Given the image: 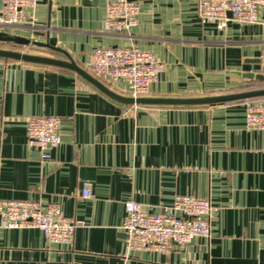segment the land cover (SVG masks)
Masks as SVG:
<instances>
[{"label":"crops","instance_id":"obj_1","mask_svg":"<svg viewBox=\"0 0 264 264\" xmlns=\"http://www.w3.org/2000/svg\"><path fill=\"white\" fill-rule=\"evenodd\" d=\"M136 1L137 23L124 33L104 29L108 0H39L27 10L25 25L0 23V31L50 44L92 76L86 63L95 49L140 47L163 65L148 98L264 89V82H231L232 73L264 75V5L258 22L245 24L230 15L201 19L199 0ZM1 8L0 0V18ZM0 48L66 59L49 48ZM100 82L130 97L124 83ZM34 116L60 119L62 144L49 161L29 145L27 125ZM85 183L93 198L83 197ZM177 196L208 199L218 208L211 237L165 254L128 252L126 203L159 213ZM4 200L59 204L78 228L68 247L48 242L38 229L0 227V264H264V130L247 127L245 101L125 105L75 72L0 59Z\"/></svg>","mask_w":264,"mask_h":264},{"label":"built area","instance_id":"obj_2","mask_svg":"<svg viewBox=\"0 0 264 264\" xmlns=\"http://www.w3.org/2000/svg\"><path fill=\"white\" fill-rule=\"evenodd\" d=\"M39 0H1L0 23L22 26L27 23L26 12ZM264 0H199L201 19L224 20L227 16L239 23L255 24ZM140 5L136 0H108L104 29L124 33L137 23ZM87 70L100 81L116 87L124 83L123 91L137 99L147 97L153 84L163 73L157 57L144 49L99 47L89 56ZM60 119L56 116H34L28 120V142L42 161L51 160V152L62 144ZM246 125L264 130V100L246 102ZM85 199L93 198L91 183H85ZM218 208L208 199L177 196L171 206L159 213H149L140 203L125 205V243L130 253L148 251L168 253L174 246L184 247L195 239L211 237V222ZM0 227L10 230L38 229L48 242L73 246L78 223L65 217L59 204L46 208L31 201H0Z\"/></svg>","mask_w":264,"mask_h":264},{"label":"water","instance_id":"obj_3","mask_svg":"<svg viewBox=\"0 0 264 264\" xmlns=\"http://www.w3.org/2000/svg\"><path fill=\"white\" fill-rule=\"evenodd\" d=\"M36 36L42 34L36 33ZM0 45H10L19 47L34 46L38 48H49L55 52L65 56L63 59H54L38 55H31L20 51L0 48V59L18 61L23 63L45 65L50 67L61 68L75 72L95 85L99 90L115 101L132 106H163V107H197L210 106L217 104H227L240 102L255 98H264V89L245 91L240 93L218 95L212 97L201 98H137L125 97L115 93L113 90L101 83L97 78L89 74L87 71L77 65V63L67 53L52 47L50 44H43L32 41L19 36L10 35L4 31H0ZM231 82L234 84H250L264 82V75L254 73H232Z\"/></svg>","mask_w":264,"mask_h":264},{"label":"trees","instance_id":"obj_4","mask_svg":"<svg viewBox=\"0 0 264 264\" xmlns=\"http://www.w3.org/2000/svg\"><path fill=\"white\" fill-rule=\"evenodd\" d=\"M254 101V100H264V98H255V99H249V100H245V102H247V101Z\"/></svg>","mask_w":264,"mask_h":264},{"label":"rangeland","instance_id":"obj_5","mask_svg":"<svg viewBox=\"0 0 264 264\" xmlns=\"http://www.w3.org/2000/svg\"><path fill=\"white\" fill-rule=\"evenodd\" d=\"M18 49V48H17ZM19 49H21V48H19Z\"/></svg>","mask_w":264,"mask_h":264}]
</instances>
